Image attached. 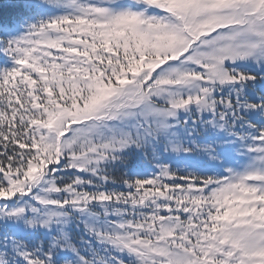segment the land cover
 Segmentation results:
<instances>
[{"label":"snow or ice","instance_id":"6c2138e0","mask_svg":"<svg viewBox=\"0 0 264 264\" xmlns=\"http://www.w3.org/2000/svg\"><path fill=\"white\" fill-rule=\"evenodd\" d=\"M0 264H264V0H0Z\"/></svg>","mask_w":264,"mask_h":264}]
</instances>
